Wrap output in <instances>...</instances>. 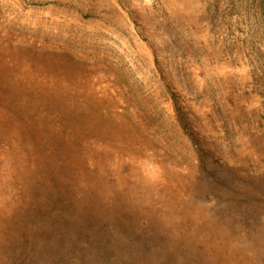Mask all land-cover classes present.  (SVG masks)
Here are the masks:
<instances>
[{
  "label": "rangeland",
  "instance_id": "374dc122",
  "mask_svg": "<svg viewBox=\"0 0 264 264\" xmlns=\"http://www.w3.org/2000/svg\"><path fill=\"white\" fill-rule=\"evenodd\" d=\"M0 94V264H264V0H0Z\"/></svg>",
  "mask_w": 264,
  "mask_h": 264
},
{
  "label": "bare ground",
  "instance_id": "6f19581e",
  "mask_svg": "<svg viewBox=\"0 0 264 264\" xmlns=\"http://www.w3.org/2000/svg\"><path fill=\"white\" fill-rule=\"evenodd\" d=\"M7 116L10 115L9 112L4 108V99L0 94V127H2L4 123L8 122ZM13 118L15 119V116H13Z\"/></svg>",
  "mask_w": 264,
  "mask_h": 264
}]
</instances>
